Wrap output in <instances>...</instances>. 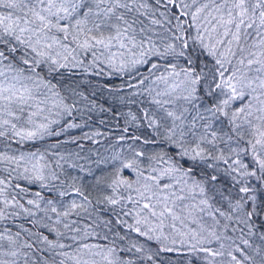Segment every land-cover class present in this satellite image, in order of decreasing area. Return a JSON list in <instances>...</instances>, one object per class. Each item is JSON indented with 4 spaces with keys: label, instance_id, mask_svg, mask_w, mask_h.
Here are the masks:
<instances>
[{
    "label": "snow or ice",
    "instance_id": "6c2138e0",
    "mask_svg": "<svg viewBox=\"0 0 264 264\" xmlns=\"http://www.w3.org/2000/svg\"><path fill=\"white\" fill-rule=\"evenodd\" d=\"M0 264H264V0H0Z\"/></svg>",
    "mask_w": 264,
    "mask_h": 264
}]
</instances>
